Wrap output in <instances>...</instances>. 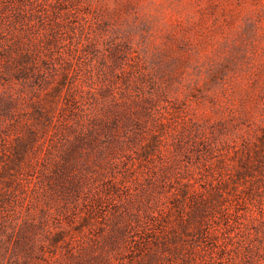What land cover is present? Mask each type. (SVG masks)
<instances>
[{
    "label": "rangeland",
    "instance_id": "rangeland-1",
    "mask_svg": "<svg viewBox=\"0 0 264 264\" xmlns=\"http://www.w3.org/2000/svg\"><path fill=\"white\" fill-rule=\"evenodd\" d=\"M0 41L12 55L40 49L39 63L47 59L58 79L70 75L49 112L55 121L64 116L54 137L59 149L73 137L72 119L98 131L96 146H84L86 155L72 168L84 177L79 191L59 183L51 190L38 178L7 183L13 176L0 173V264L53 263L67 253L68 241L86 255L104 252L103 264H131L138 256L111 249L108 234L128 221L120 245H132L139 220L170 204L177 177H198L195 185L208 190L221 181L228 197L222 203L232 211L235 193L246 202L242 212L264 209V0H0ZM10 82L0 88L20 100L1 122L2 134L9 140L36 134L32 166L21 171L30 179L55 129L34 115L35 101L44 104L54 84L41 89L15 76ZM72 95L81 96L91 120L62 110ZM112 116L119 125L107 128L102 119ZM113 213L124 220L116 222ZM207 216L222 237L239 230L217 208ZM177 219L172 213L164 224L180 239L154 264H194L195 256L215 264L211 240L182 233ZM19 229L33 233L31 249L16 245ZM259 233L264 247V227Z\"/></svg>",
    "mask_w": 264,
    "mask_h": 264
},
{
    "label": "trees",
    "instance_id": "trees-1",
    "mask_svg": "<svg viewBox=\"0 0 264 264\" xmlns=\"http://www.w3.org/2000/svg\"><path fill=\"white\" fill-rule=\"evenodd\" d=\"M4 44L0 41V61L3 59L4 65L2 69L0 67V79L12 85L11 77L15 76L18 80L24 78L25 83L28 79L33 81L43 89L45 84H54L52 90L46 92V100L44 104L40 105L35 101V116L42 120L52 124L55 127L54 131L49 134L48 139L51 141L46 148V154L42 156V167L36 172H33L30 179L23 177L22 169L25 165L32 166V156L29 153L32 142L36 138V134L30 131L28 137L17 136L12 140L5 137L2 128V121L4 119L11 118L14 115V108H16L20 97L14 96L9 92L0 88V173L2 176H13L12 180L7 181L11 183L13 180H23L31 182V179L38 178L39 183L47 182L49 189L54 190L53 183H59L63 186V190L72 189L74 191L81 190L84 177L81 176V172H72V168L81 160L86 154L81 149L84 146H90L93 148L96 146L97 141V127L95 125H85L79 121V119H72L68 121V128L73 134V137L68 138L66 141L67 148L63 151L59 149L57 143L54 142L55 134L59 132L58 125L60 119L62 121L63 114L60 112L58 121L53 120V117L49 116V112L52 110V103L56 102V96L61 94L62 89L65 86H69L71 82L70 75L68 73H62L61 78L58 79L57 69L50 67L45 58L39 59L36 56L41 54L40 49H25L24 51H18L15 49V55H12L3 50ZM12 49V48H11ZM9 53L10 59H5V55ZM45 69L48 70L47 73ZM58 79V80H57ZM55 81L56 84H55ZM4 82V83H5ZM1 81V85L4 84ZM5 85V84H4ZM46 88V87H45ZM85 102L83 99L72 95V97H65V102L62 105V110L70 111L73 115H80L83 120L84 116L88 120L92 119L91 113L85 108ZM78 110V111H77ZM83 113H81V112ZM84 114V116H83ZM119 116H112L103 118L104 126L114 124L118 126ZM126 125L125 121L122 122ZM57 127V128H56ZM11 141H15L12 143ZM11 144V145H8ZM40 147L43 143L39 144ZM57 150L58 156L53 158L55 151ZM11 170H14L13 172ZM194 173V172H193ZM198 177L193 179H187L183 181L177 177L175 182L177 187L169 191L170 197H168L170 204L161 205L156 211L148 212L142 219L139 220L140 234L138 239H134L132 245L121 246L120 242L123 236H125L128 230V221L123 222V225H118L116 231H112L108 234L107 242L111 249L118 250L119 253H123L124 249L134 251L138 259L130 261L131 264H154L155 260H161L160 251L167 249L168 244L174 240L180 239V234L177 233L175 228L168 229L165 227L164 221L166 218L175 213L178 217L177 224L182 233L195 234L198 233L201 239L211 240L213 247L217 250V255L213 256L215 264H233L237 257L243 260V264H264V247H262V239L260 237L259 228L264 227V209L260 207L257 211L242 212V204L246 203L242 199L240 194H234V200L237 202L238 207L235 210H230L226 204L222 203L224 198H228L223 194L221 181L217 185L210 182L211 189L208 190L196 186ZM205 182H208L206 180ZM96 192L93 195L94 200H101V193ZM221 198L219 204L216 203V199ZM214 208L219 209L222 217L224 216L229 222V219L233 217V220L238 224V232L233 235L220 236L209 226L208 211ZM248 208V206H247ZM113 219L116 222L124 220L121 214H114ZM18 234L22 239H18L17 246L22 248L31 249L32 244L29 242L33 239L32 232H28L24 229H19ZM63 232H58L55 237V243L62 240ZM68 246L67 253L63 255V258H56L53 263L55 264H103L102 256L104 252L87 254L83 251L76 249V245L72 241L66 243ZM263 248V250H262ZM31 253L32 251H28ZM193 261V258L191 257ZM184 261V260H183ZM172 264H179L175 261ZM191 264V263H189ZM194 264H207L206 261H197V257H194Z\"/></svg>",
    "mask_w": 264,
    "mask_h": 264
}]
</instances>
